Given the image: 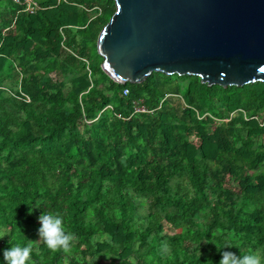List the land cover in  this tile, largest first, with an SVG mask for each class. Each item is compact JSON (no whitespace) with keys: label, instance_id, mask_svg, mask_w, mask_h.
Here are the masks:
<instances>
[{"label":"trees","instance_id":"16d2710c","mask_svg":"<svg viewBox=\"0 0 264 264\" xmlns=\"http://www.w3.org/2000/svg\"><path fill=\"white\" fill-rule=\"evenodd\" d=\"M21 1L0 0V264L17 242L30 264H264V82L121 84L97 47L113 0ZM47 212L69 252L39 237Z\"/></svg>","mask_w":264,"mask_h":264},{"label":"water","instance_id":"95a60500","mask_svg":"<svg viewBox=\"0 0 264 264\" xmlns=\"http://www.w3.org/2000/svg\"><path fill=\"white\" fill-rule=\"evenodd\" d=\"M113 1L97 47L115 81L162 72L210 86L264 82V0Z\"/></svg>","mask_w":264,"mask_h":264},{"label":"clouds","instance_id":"9594fccd","mask_svg":"<svg viewBox=\"0 0 264 264\" xmlns=\"http://www.w3.org/2000/svg\"><path fill=\"white\" fill-rule=\"evenodd\" d=\"M31 211L32 209L29 208V212ZM38 219L40 222L38 234L46 246L53 251L69 252L74 237L66 230L63 217L56 212H47L41 214ZM5 236H10V234L0 230V239ZM31 251V245H22L17 242L3 250V257L6 264H30ZM219 264H261V260L254 252L237 256L225 251Z\"/></svg>","mask_w":264,"mask_h":264},{"label":"built area","instance_id":"2783aa9c","mask_svg":"<svg viewBox=\"0 0 264 264\" xmlns=\"http://www.w3.org/2000/svg\"><path fill=\"white\" fill-rule=\"evenodd\" d=\"M17 3H22L21 0H15ZM26 4V10L29 12H34L38 4L34 0H25ZM129 93L128 89L124 90V94L127 95ZM136 112H148V110L145 108V106L142 105H136ZM121 116V115H120Z\"/></svg>","mask_w":264,"mask_h":264},{"label":"rangeland","instance_id":"374dc122","mask_svg":"<svg viewBox=\"0 0 264 264\" xmlns=\"http://www.w3.org/2000/svg\"><path fill=\"white\" fill-rule=\"evenodd\" d=\"M246 172H248V171H246ZM253 171H250V173H252ZM229 186V185H228ZM231 188L233 189V190H235V188L233 187V186H231ZM0 226H3V223L2 222H0Z\"/></svg>","mask_w":264,"mask_h":264}]
</instances>
